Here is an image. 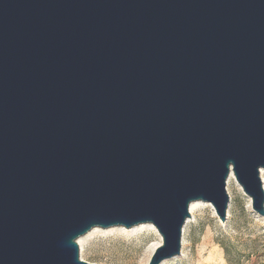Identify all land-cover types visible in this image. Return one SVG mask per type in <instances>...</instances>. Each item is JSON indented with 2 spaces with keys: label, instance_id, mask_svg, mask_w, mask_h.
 I'll return each instance as SVG.
<instances>
[{
  "label": "water",
  "instance_id": "95a60500",
  "mask_svg": "<svg viewBox=\"0 0 264 264\" xmlns=\"http://www.w3.org/2000/svg\"><path fill=\"white\" fill-rule=\"evenodd\" d=\"M264 0H0V264H96L152 223L182 253L233 171L264 216Z\"/></svg>",
  "mask_w": 264,
  "mask_h": 264
},
{
  "label": "rangeland",
  "instance_id": "374dc122",
  "mask_svg": "<svg viewBox=\"0 0 264 264\" xmlns=\"http://www.w3.org/2000/svg\"><path fill=\"white\" fill-rule=\"evenodd\" d=\"M226 188L230 208L224 223L213 205L203 202L184 228L182 253L163 264H264V216L234 180ZM157 240L153 231L96 234L80 247V255L96 264H147Z\"/></svg>",
  "mask_w": 264,
  "mask_h": 264
},
{
  "label": "bare ground",
  "instance_id": "6f19581e",
  "mask_svg": "<svg viewBox=\"0 0 264 264\" xmlns=\"http://www.w3.org/2000/svg\"><path fill=\"white\" fill-rule=\"evenodd\" d=\"M261 177L263 180V184H264V169H261ZM234 180L238 186L240 187V189H242L241 185L237 182L235 175L233 173V171L230 172L228 179H227V185L229 186L230 182ZM226 185V186H227ZM243 190V189H242ZM203 203V201H194L190 204V212L193 214L195 210H197L201 204ZM190 221V218L187 219L186 224ZM186 226V225H185ZM185 228V227H184ZM145 231H153L158 235V240L157 242L153 243L152 246L150 247V254L149 257L151 256L152 252L154 251V249L161 244L162 242V237L161 235L158 233L156 227L152 224V223H142V224H138L135 226H132L130 228H126L124 226H113V227H109V228H102V227H94L92 228L89 232H87L86 234L80 236L77 239V242L79 244V246L82 248L85 241L93 236V235H98V234H114V233H123L127 236L136 234V233H140V232H145ZM184 238V236H183ZM183 245H184V239H183ZM83 259V256H81ZM164 263V262H163ZM162 263V264H163Z\"/></svg>",
  "mask_w": 264,
  "mask_h": 264
}]
</instances>
